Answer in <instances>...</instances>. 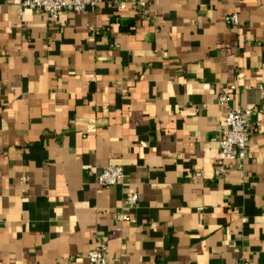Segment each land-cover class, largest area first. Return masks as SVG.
Instances as JSON below:
<instances>
[{
  "label": "crops",
  "instance_id": "0c3cea01",
  "mask_svg": "<svg viewBox=\"0 0 264 264\" xmlns=\"http://www.w3.org/2000/svg\"><path fill=\"white\" fill-rule=\"evenodd\" d=\"M106 1L0 0V264H264V0ZM226 85L255 130L217 177Z\"/></svg>",
  "mask_w": 264,
  "mask_h": 264
},
{
  "label": "built area",
  "instance_id": "2783aa9c",
  "mask_svg": "<svg viewBox=\"0 0 264 264\" xmlns=\"http://www.w3.org/2000/svg\"><path fill=\"white\" fill-rule=\"evenodd\" d=\"M106 6L115 10L125 8L122 0H107ZM97 0H21V9H30L42 12L48 20H54L61 13L82 12L88 6H96ZM143 7L146 2H139ZM135 8V6H133ZM227 24L236 26L238 16L232 13L225 18ZM237 87L235 85L222 86L217 95V103L225 107L224 129L219 136L220 162L215 166L214 175L220 176L226 170L228 162L233 160L244 161L247 158L250 141L254 133V126L249 122V118L256 111L253 108H238L230 105V101ZM264 90V87H263ZM124 171L120 166H106L97 172L96 184L98 186H112L120 184L124 179ZM128 205L137 202V194L133 193L125 197ZM119 220H128V215L124 212H117ZM88 264H107V244L100 240L87 253ZM233 264H252L244 259H239Z\"/></svg>",
  "mask_w": 264,
  "mask_h": 264
}]
</instances>
